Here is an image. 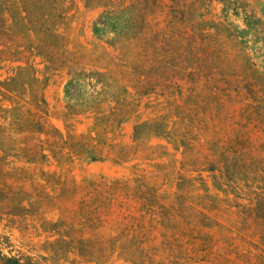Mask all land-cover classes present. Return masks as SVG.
<instances>
[{
    "label": "rangeland",
    "instance_id": "374dc122",
    "mask_svg": "<svg viewBox=\"0 0 264 264\" xmlns=\"http://www.w3.org/2000/svg\"><path fill=\"white\" fill-rule=\"evenodd\" d=\"M0 264H264V0H0Z\"/></svg>",
    "mask_w": 264,
    "mask_h": 264
}]
</instances>
